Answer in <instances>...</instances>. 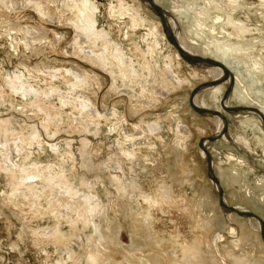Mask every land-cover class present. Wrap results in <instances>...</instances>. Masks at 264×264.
I'll list each match as a JSON object with an SVG mask.
<instances>
[{
	"label": "rangeland",
	"instance_id": "obj_1",
	"mask_svg": "<svg viewBox=\"0 0 264 264\" xmlns=\"http://www.w3.org/2000/svg\"><path fill=\"white\" fill-rule=\"evenodd\" d=\"M97 1L100 4L99 25L111 28L112 35L120 39L115 18L108 14L110 2L113 0ZM26 2L0 0V122L14 127L7 137H3V134L0 136V264H87L88 251H95L100 246L96 237L98 231L93 223L87 227L79 223L74 227L68 220L60 223L64 231L61 240H44L37 229L56 225L53 223L52 213L44 207H40V210L31 208L25 199L24 203L22 200L13 202L8 199V181L12 178L13 171L19 168L17 162L24 157H37L43 163L53 162L61 158L64 148H69L73 155L69 164H73L72 168L75 167L73 170L76 175L79 174L90 187H96L104 194L109 192L110 198L106 199H109L108 207L96 215L95 219L100 230L107 233V250L102 246L100 250L105 251L104 256L111 252L112 264H123L125 253H134L135 258L139 259L149 257L153 260V256L158 257L156 260H160L154 264H177L173 260L175 254L172 252L176 250L178 258L181 259L182 246L195 243L198 239L203 244V250L199 253L200 259L209 264H215L213 259H217L223 264L217 248L214 246L215 252H210L207 247L208 243L213 246L211 241L218 235L221 237L219 250L222 253H232L230 257L234 256L232 259L236 258V263L241 260L244 264H264V239L260 231L254 230L248 216L236 214L221 206L217 186L208 175L203 149L198 145L201 136L214 134L216 130L213 119L205 116L207 113L198 112L189 103V94L193 87L202 80L211 79L206 77L207 68H194L193 63L181 58L176 48L170 44L173 55L176 53L178 56L176 61H180L175 72L182 78H192L190 83L182 84L175 91L158 94L153 106L134 103L131 94L112 89L113 79L110 72L88 59L87 50L86 54L79 51L75 44L76 32L67 23L59 8L52 3L50 5L53 15H43L33 4L27 5ZM139 2L147 18L159 24L163 32L159 16L149 8L145 0H137ZM247 3L254 9L250 13L242 10L238 17L245 19L250 15L254 22L252 26L259 27L262 23L258 21L261 19L257 21L252 14L262 10L260 1L247 0ZM203 4L204 1H201L196 4L198 7H194L199 10ZM165 7L169 8V4H165ZM190 12L191 17L188 20L184 23L180 21L182 26L185 23L189 26L195 18V11L191 9ZM261 28H264V24ZM256 47L257 58L261 55L264 58V42H259ZM78 68L92 76L95 81L82 94L95 102L94 107L100 114L95 119V124L89 116L92 115V108L87 109L85 115L76 113V117L73 112L79 108L68 101L62 103L60 98L64 93L69 94L67 90L70 88V84L60 73L71 78L67 70L75 71ZM195 70L199 77L192 75ZM9 76L18 81L22 76V81L35 89V96L38 97L39 104H43L45 111H37L35 105L22 94L21 89L13 90L7 81ZM231 90L228 97L234 87ZM211 91H202L201 97L206 98L209 107L221 108L219 96L212 98ZM235 102L239 103L233 97L232 103L236 104ZM113 110L126 112V131L135 133L134 147L138 150L133 157L125 155L118 147L116 139H123V136L110 129ZM61 115L65 117L63 122L58 120ZM73 117L77 119L76 123H73ZM176 117L178 122H182H179L180 125L192 130L191 138L184 148L180 147L174 136ZM154 121L159 126L155 123L157 129L153 133L137 134L136 124ZM228 121L226 136L223 134L224 136L218 138L221 141H204V144L208 142L205 146L212 153L215 165L221 166L218 171H214L224 189L223 199L228 198L230 205L245 206L264 219V204L258 201L264 199L263 145L258 144V137L251 128L243 129L242 116L231 113ZM23 129L33 133L32 137L36 135L32 144L19 134ZM243 133L252 138V151L237 143L235 136ZM3 154L6 155L5 158ZM10 157H13V163H10ZM228 157L238 163L242 184L240 189V184L236 187L229 186ZM247 186L253 190L254 195L248 193ZM157 194L162 203L149 207L146 197ZM135 207L144 212L150 210L148 222L141 223L140 219L133 223L132 208ZM229 213L235 214L231 217ZM198 224L201 227L208 224V229L200 228ZM232 227L237 230L236 235L230 232ZM236 238H241L242 241L236 242ZM238 255L243 258L239 256V259ZM227 261L232 264V261Z\"/></svg>",
	"mask_w": 264,
	"mask_h": 264
},
{
	"label": "bare ground",
	"instance_id": "obj_2",
	"mask_svg": "<svg viewBox=\"0 0 264 264\" xmlns=\"http://www.w3.org/2000/svg\"><path fill=\"white\" fill-rule=\"evenodd\" d=\"M26 1V3H28L27 5L31 3L32 6L33 4L43 15H53L52 13L54 12H51L53 9L50 5L52 3L59 8L61 13L65 15L66 21H68L67 23L70 24L76 32L75 44L78 46L79 51L86 54L85 50H87L86 56L88 59L90 58L110 72L113 79L112 89L118 92L131 94L134 103L140 105L144 103L148 106H153L155 100L158 99V94L161 95L162 93L175 91L177 88L181 87L182 84L190 83V79H192L190 77L182 78L175 72V69L180 66V61H176V59H178L176 53L173 55V51L170 47V44H173L168 40L165 32H162L160 25L147 18L143 12L142 5L140 2L137 3V0H113L110 2L108 14L110 17L113 16L115 18L120 39L112 35L111 28L107 29L99 25L98 13L100 4L97 0ZM154 1L161 5L166 14L168 25L186 50L202 55L215 56V58L223 61L229 69L223 70L220 65L216 64L189 62L193 63L194 68H199L200 66L206 67L208 72L206 77L220 79L216 83L196 89L192 97L193 100L194 95H196L193 102L199 107H209L206 98L201 97V94L205 90L211 89L212 94L210 95L212 98L214 97V99H216V97L219 96L218 101L221 104V108H216L219 110V114L206 111L200 112L207 113L205 116L213 119L216 125L214 133L216 137L210 141H214L224 135L226 136L225 133L228 131L229 114L235 113L239 117L242 116V126L244 130L246 128H251L255 132L258 137L256 140L259 145H263L262 149L264 150V58L262 55L257 58L258 56L255 54L258 49L256 45L259 42H264V28H261L264 24V0H259L262 10L260 9L258 10L259 13L256 11L252 14L257 18V21L261 19V21H258L262 23L259 27L252 26L254 22L250 15L245 19L238 17L240 11L247 10L250 13L254 9V7H251V5L247 3V0ZM201 1H204V4L203 7L198 10L194 6L200 4ZM145 2L158 16L153 7L147 1ZM165 4H169V8H166ZM191 9L196 13L195 18L189 23V26L185 23L183 27L180 21L184 23L185 20L191 17ZM142 30L144 31L141 32ZM67 71L70 73L71 78L66 77L64 73H60L61 76L66 78L68 84H70V88L67 90L69 94L64 93L60 97L62 103L68 101L77 106L76 108H79L77 111L74 110L73 115L76 113L83 115L87 109L92 108V112L90 111L92 115L90 114L89 116L92 117V121L95 124V119H98L97 117L100 116L97 108L94 107L95 102L90 97L82 95L85 92L84 89L94 84L95 81L92 79V76L83 73L79 68L75 71ZM67 71L66 73H68ZM192 75L197 77L199 73L195 70ZM21 77L20 81H18L9 76L7 81L13 90H15V88L21 89L22 94L29 99L30 103L35 105L37 111H45V108L42 107L43 104H39V99L35 96V89L28 86L27 82V84L23 82ZM233 87L234 90L231 96L228 97ZM227 88L228 91L226 92ZM31 94L34 95L32 96ZM74 95L75 97L73 98ZM223 95L224 98L220 101ZM233 97L236 98L239 103H232ZM77 114L76 117L78 116ZM111 114L112 118L110 119H113V122L111 123L112 127L110 126V129L116 130L123 136V139H116V141H118V147L125 155L130 157L135 156L138 150L134 147L136 137L135 133H128V131H126L128 123L126 112L122 110H113ZM213 115L216 116L213 117ZM64 118L65 117L61 115L58 120L63 122L65 120ZM177 119L176 117L175 120ZM76 122L77 119L73 120V123ZM179 122L181 121L179 120ZM179 122L178 120L175 121L173 132L176 141L180 143V147L184 148L187 147V143L192 135V130L187 126L180 125ZM155 123L159 126L157 121L147 124H136L135 129L137 130V134L143 135L147 132L153 133V131L157 129ZM12 129H14V127H11L9 123L0 122V136L3 134V137H7V135L12 132ZM19 134H22L24 140L28 141L29 144H32V140L36 139V135L32 137L33 133L26 129L20 130ZM235 138L237 139V143H240L250 151L254 149L252 138L244 133L239 134L237 137L235 136ZM205 140L208 141L209 139L204 138L203 144ZM218 140L221 141L222 139ZM207 141L205 144L208 143ZM132 142L133 145H131ZM205 148L208 150L206 146ZM202 153L205 158V151L202 150ZM61 154V158L53 162L47 161L43 163L42 160L37 157H24L23 160L17 162L19 168L13 171L12 178L8 181L10 182L8 199L13 202L22 200L23 203L25 199L31 208L33 207L40 210V207H44L47 211L52 213L54 217L53 223L56 225H49L37 229L38 234H40L44 240L50 239V241H56L63 238L64 231L61 229L60 224L63 220H66V222L68 220L74 227H77L79 223L84 226L86 225V227L88 224L93 223L96 227L95 229L98 231L96 237L99 242L98 245L100 246H97L98 249L95 251L93 249L88 251L87 264H112L113 261H110L111 252L107 253V256H104L105 251L100 250L101 246L107 250V242L105 241L107 233L100 230L95 219L96 215H99L103 209L108 207L107 203L109 199H106L108 197L110 198L109 192L104 194L96 187H90L85 183L84 179H81L82 177L78 176L79 174L76 175V172L73 170L75 167L72 168L73 164H69V161L73 159V155L69 148H64V152H61ZM210 154L212 173L216 176L215 171H218L221 166L218 165L217 167L215 165V160H212L213 155L212 153ZM5 157L6 155L3 154V158ZM9 159L10 163H13V157ZM233 161L235 160L228 157L230 168L227 170V179L228 183H231L229 186L236 187L237 184H240V189L242 188L241 172L237 166L238 163L235 162V164ZM222 162L224 161L222 160ZM1 163L2 161L0 162V169H2ZM219 163L221 164V162ZM6 169L11 170L10 168ZM37 179L41 183H39ZM217 179V183L213 182L217 187L219 185L223 190L220 202L224 205L221 206L236 214H240L238 210H249L245 206L230 205L226 197L223 199L224 189L218 177ZM263 184L264 181L262 182V185ZM124 189L126 191V187H124ZM247 189L249 194L253 192L249 186H247ZM252 195H254V193H252ZM146 200L149 202V207L150 205L154 206L155 203H162V200L158 198V194L155 196H147ZM258 201L264 204V199ZM132 209L134 213L133 223L140 221V219H142L141 223L148 222L151 213L149 209L148 212L138 210L136 207ZM235 213L229 214H231L232 217ZM253 213L256 215H240L248 216L251 225L255 228L254 230L261 231V227L264 229V219L258 213ZM107 220L108 219H106V221ZM198 226L208 229V224L202 227L198 224ZM230 232L236 235L237 230L232 227ZM220 240V235L214 237L211 241L213 246L209 243L207 244L208 250L210 252H215L213 248L216 247L220 253V259L223 264H231V262L227 260L232 261V264H244L241 260L239 263H236L237 259H232L234 256H232V258L230 257L232 253H222L219 250L220 246L218 247ZM240 240L236 238L235 241L240 242ZM259 244L263 245L262 242H259ZM234 246L236 245L234 244ZM200 250H203V244L198 239L195 243L182 246L181 259L178 258L179 256L176 250L172 252L175 254V257H172L175 262H178L177 264H209L204 262L203 259H200ZM239 256L240 255H238V258ZM124 257L125 260L123 264H154L160 260H156L158 257L155 256H153V260L149 257L140 259L137 257L135 258L134 253L130 255L125 253ZM233 261L235 262L233 263ZM59 262H61V260H59ZM213 262L215 264H220L217 259H213ZM247 264H251V262Z\"/></svg>",
	"mask_w": 264,
	"mask_h": 264
},
{
	"label": "water",
	"instance_id": "obj_3",
	"mask_svg": "<svg viewBox=\"0 0 264 264\" xmlns=\"http://www.w3.org/2000/svg\"><path fill=\"white\" fill-rule=\"evenodd\" d=\"M147 1L155 10V12L158 14L161 24H162V29L165 32L168 40L173 44V46L178 50L180 56L185 59L188 62H199V63H205V64H216V65H220L223 70H229L228 67L225 65V63L223 61H221L220 59H217L215 57H212L210 55H202V54H198L195 52H191L186 50L181 43L179 42V40L177 39L176 35L174 34L173 30L171 29V27L168 25L167 21H166V14L163 11L161 5L157 2H155L154 0H145ZM220 79L219 78H215V79H210V80H202L199 83H197L192 91L189 94V103L194 107V109H196L199 112L202 111H206V112H210V113H215V114H219V110L215 109V108H210V107H199L198 105H196L193 100V94L196 91V89H199L205 85H209V84H213L218 82ZM228 91V89L226 90V92ZM216 137V135L214 134H208L206 136H201L198 140V145L199 147L203 148V150L205 151V159L207 162V172L208 175L211 177V179L217 183L218 179L217 177L212 173V168H211V154L209 153V151L205 148L204 144H203V139L207 138L209 140H213ZM217 192L219 195V198H221L222 194H223V190L222 188L218 185L217 187ZM219 203L221 205H224L222 202L219 201ZM238 212L240 214H248V215H256L255 213H253L250 210H238ZM261 235L264 237V229L261 227V231H260Z\"/></svg>",
	"mask_w": 264,
	"mask_h": 264
}]
</instances>
